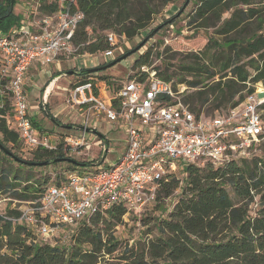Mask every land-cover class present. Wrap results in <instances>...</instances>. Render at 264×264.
Returning a JSON list of instances; mask_svg holds the SVG:
<instances>
[{
	"label": "trees",
	"instance_id": "16d2710c",
	"mask_svg": "<svg viewBox=\"0 0 264 264\" xmlns=\"http://www.w3.org/2000/svg\"><path fill=\"white\" fill-rule=\"evenodd\" d=\"M36 1L43 14L59 7L58 0ZM173 1L68 0L73 9L84 13L73 39L75 53L97 54L112 48L108 33L132 39L149 27L161 7ZM189 3L192 6L185 26L193 37H202L205 42L183 66L187 74L196 73V78L177 81L194 91L179 99L197 116H214L226 105L227 109L239 105L254 92L256 83L264 82V0H188L185 6ZM14 5L15 0H0V32L8 33L19 25ZM152 33L150 30L147 36ZM150 62L149 50L140 54L132 64L136 73L127 79L144 81L148 72L141 67H150ZM86 70L76 74L75 82L95 83L97 72ZM149 70L171 82L170 75L163 76L153 67ZM101 80L111 92L123 81L108 76ZM171 86L174 91L172 82ZM169 100L165 97L162 102ZM6 116L2 105L0 143L19 161L0 149V196L37 202L47 187H41L33 173L41 166L65 162L69 145L64 135L49 133L53 149L36 147L28 149L30 157L20 156L13 150L19 138L7 127ZM14 163L16 167L8 166ZM65 163L67 170L56 175L55 183L84 168ZM178 171L181 177L171 173L161 180L153 207L163 210L165 217L156 219L153 226L157 235L146 241L132 238L130 243L115 234V227L128 213L121 203L96 210L67 228L66 245L48 243L17 220L21 214L17 207L4 206L0 210V264H264V157L233 158L216 166L188 163ZM23 180L26 183L21 187ZM177 190L178 195H174ZM171 198L170 206L164 207L162 201Z\"/></svg>",
	"mask_w": 264,
	"mask_h": 264
},
{
	"label": "built area",
	"instance_id": "2783aa9c",
	"mask_svg": "<svg viewBox=\"0 0 264 264\" xmlns=\"http://www.w3.org/2000/svg\"><path fill=\"white\" fill-rule=\"evenodd\" d=\"M58 2L56 11L43 14L36 1L19 25L8 33L0 32V84L5 82L12 104V114L5 117V122L28 149H53L54 145L48 134L32 124L25 73L34 61L47 65L58 55L74 54L73 39L84 19L83 11L73 9L68 0ZM117 38L114 33L107 34L113 47ZM113 47L100 53L112 59ZM141 69L148 72L144 81L128 78L114 92L106 84L101 87L91 81L73 82L68 88L67 103L81 114L80 135H64L68 157L91 152L86 133L92 113L104 116L114 129H124L125 150L109 166L86 164L82 171L50 184L37 202L16 201L26 206L17 207L21 211L17 220L32 227L44 240L116 203L123 204L128 212H141L155 203L166 172L174 173L188 163L216 166L257 154L264 139V88L255 89L224 113L197 116L176 96L182 91L174 92L171 82L155 71L144 66ZM165 97L170 100L162 102ZM99 145L104 152L102 162L107 147L101 142Z\"/></svg>",
	"mask_w": 264,
	"mask_h": 264
},
{
	"label": "rangeland",
	"instance_id": "374dc122",
	"mask_svg": "<svg viewBox=\"0 0 264 264\" xmlns=\"http://www.w3.org/2000/svg\"><path fill=\"white\" fill-rule=\"evenodd\" d=\"M188 0H174L172 3L167 4L164 7H161L159 12L153 17L152 22L149 27L143 31L141 34L136 35L132 39H127L123 37L117 38V43L113 50L112 59H115L123 55V59L116 64L98 71L96 74V81L104 76H108L112 79L123 80L125 81L128 75H133L136 73L137 69L132 67L134 60L142 53L150 51V67L156 69V72L161 73L163 76L165 74L170 75L171 82L174 86V91L179 92L180 94L176 95L178 98H183L186 95H189L193 88L187 86V83H177L180 78L186 79H195L196 73L187 74V71L184 70L183 66L187 65L193 57L192 53L195 54L202 47L205 42V39L202 37L194 36V34L185 26V17L186 14L191 9V3H187ZM36 6V0H15L14 12L20 16V19L24 17V14L27 9ZM175 15L174 21L171 22L170 19ZM150 30H153V33L150 36H147ZM208 33L212 34V30H208ZM77 56L76 53L72 55H64L60 57L61 60H66V58H71ZM83 64L86 63L87 57L82 58ZM110 59V60H112ZM53 63H51L52 66ZM148 67V68H150ZM62 71H74L75 68L63 66ZM56 72H53L55 74ZM68 73V72H67ZM28 75V72L25 74ZM74 75V74H73ZM68 81H75L76 77L68 76ZM255 89L264 88V82L256 83L254 85ZM26 92V84L24 85ZM60 91V90H58ZM65 93V92H63ZM31 95L32 92L29 91ZM57 95V94H56ZM57 97V98H56ZM237 99V96L235 97ZM37 100V99H36ZM38 101V100H37ZM6 102L8 104L6 105ZM0 105L5 107V113L7 115L12 114V104L9 97V92L6 88L5 82L0 84ZM6 105V106H5ZM32 107V106H31ZM206 104L203 106L202 110L206 108ZM229 106L226 105L219 109L220 113H224ZM34 108V107H32ZM32 110L29 107V111ZM32 112V111H31ZM29 112L31 116L33 113ZM57 115L56 120L62 125H68L69 123L65 122L64 116L69 118L75 117V111L71 109L68 103L65 101L63 96H49L45 110L41 111V118L43 119L39 123V130L46 134L49 133H59L61 130H64L60 124L53 121L52 118H48V115ZM44 113V114H43ZM205 113V111H204ZM43 114V115H42ZM217 114V113H216ZM215 114V115H216ZM77 116V115H76ZM45 118V119H44ZM80 120V119H79ZM95 121V124L92 125V122ZM34 123H37L36 121ZM88 124L91 126H96L97 131L103 135V140L101 144L107 147V153L103 161L101 162V155H103L102 146H98V139L96 134L93 132L86 133V140L92 144V149L89 154L86 156L75 155L73 159L78 162H87L88 165L95 163H103V165H110L111 162L116 160L122 155L125 150L126 135L124 129H114V127L107 122L104 116L93 117V114H90L88 117ZM38 127V126H35ZM1 137V136H0ZM7 147H11V144H6ZM257 154L261 157H264V139L259 142L257 147ZM13 150L20 156L30 157L28 154V148L18 139L17 147ZM2 161V159L0 160ZM4 161V160H3ZM4 166H7V162H3ZM16 164H10L9 167H16ZM67 170V165L65 162L53 165H45L37 168L33 173L35 179H38L41 182L43 188L47 187L50 184L55 183L56 175H59L63 171ZM166 172L165 175H167ZM174 173L181 177V171H174ZM45 181V182H44ZM26 182H21V187ZM18 186V189L21 188ZM230 196L233 197V192L228 188ZM179 190L174 192V195H178ZM9 196V197H8ZM9 194H3L0 196V210L6 205H11L12 207L25 208L24 204H18L14 200H10ZM172 202L171 199L162 201V205L165 207L170 206ZM165 213L163 210H157L153 205L147 207L141 212L129 211L123 217V222L115 227V234L122 240H128L132 242L133 239L147 240L149 238L155 237L157 231L154 228L153 224L156 219L164 218ZM65 236V237H64ZM65 232L60 231L57 236L52 239H47L48 243L52 244H62L66 245L68 240L65 239ZM65 239V240H64Z\"/></svg>",
	"mask_w": 264,
	"mask_h": 264
},
{
	"label": "crops",
	"instance_id": "0c3cea01",
	"mask_svg": "<svg viewBox=\"0 0 264 264\" xmlns=\"http://www.w3.org/2000/svg\"><path fill=\"white\" fill-rule=\"evenodd\" d=\"M63 56L64 55H58L56 59L52 62L53 63L52 66H51V63L47 65H41L38 62V60L34 61L26 71V73L28 72V75L27 76L25 75L28 114L29 112L32 111L31 113H33V116H31L30 114L29 116L31 117L33 122L35 121L37 122L35 123V126H38V127H35V126L34 127L38 131H40L38 129L39 123L43 120L41 118V111L45 110V106L47 104V100L49 96H54V95L63 96V98H65V101L67 102L68 88L73 82L76 81V80L68 81L67 77L68 76L78 77V75L74 73H67V72H70L68 70L62 71L61 68L63 66H67L68 68L73 67L75 68V71L78 72L82 69L97 67L101 64L111 61L109 58L104 57L102 53L77 55L75 57L66 58V60L64 61L60 59V57H63ZM87 56H88V59H86V63L83 64L82 58L87 57ZM53 72H56V73L53 74ZM98 83L101 87H103V85L105 84L102 80H99ZM29 91L32 92L31 95L29 94ZM31 106L34 108H32ZM29 107L32 110L29 111ZM71 109H73L76 114H75V117L73 118L64 116V120H66L65 122L69 123L68 125H62L61 123H59L55 119L57 116L55 114L50 115L46 112L45 114L43 113L44 115H48V118H52L53 121H55L56 123L64 127V130H61L59 133H54V134L69 135L72 137H77L80 135L81 129L79 125L80 124L79 119L81 117V114L76 109L74 108H71ZM92 114L94 118L97 117L96 114L94 113ZM94 124H95V121L92 122V125ZM92 125L91 126L89 125L90 130L88 132L95 133L96 137L100 139L98 141V144H100L102 138L99 136V134L101 133L97 131L96 126H92ZM105 134L107 135V132ZM105 134H102V135H105Z\"/></svg>",
	"mask_w": 264,
	"mask_h": 264
},
{
	"label": "water",
	"instance_id": "95a60500",
	"mask_svg": "<svg viewBox=\"0 0 264 264\" xmlns=\"http://www.w3.org/2000/svg\"><path fill=\"white\" fill-rule=\"evenodd\" d=\"M123 58H124L123 55H121V56H119V57H117V58H115V59H112L111 61L107 62V63L104 64V65H99V66H97V67L88 68L86 71H87L88 73H94V72H98V71L104 70V69H106V68H108V67H110V66L116 64L117 62H120ZM68 73L78 74L79 71H78V72H76V71H70V72H68ZM99 136H100L102 139L104 138L102 134H99ZM0 149H1L4 153H6L7 155L13 157L16 161H19V159L16 158V157H14V156H12L11 152H10L7 148H5L1 143H0ZM64 161H65V162H71V163H73V164H75V165H77V166H84V165H86V163L78 162V161H76V160L73 159V158H65ZM28 164L32 165V164H34V163H28ZM42 164H45V162H43V163H38V165H42Z\"/></svg>",
	"mask_w": 264,
	"mask_h": 264
}]
</instances>
